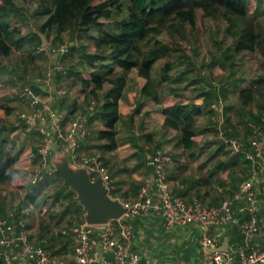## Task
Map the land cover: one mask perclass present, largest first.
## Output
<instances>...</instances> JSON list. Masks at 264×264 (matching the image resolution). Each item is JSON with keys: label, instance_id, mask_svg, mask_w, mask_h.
<instances>
[{"label": "trees", "instance_id": "trees-1", "mask_svg": "<svg viewBox=\"0 0 264 264\" xmlns=\"http://www.w3.org/2000/svg\"><path fill=\"white\" fill-rule=\"evenodd\" d=\"M259 1L38 0V5L31 15L34 18L45 17V19L38 26L37 31L22 35L11 24L13 18H17L19 15L21 7L15 0H0V57H8L12 50H22L25 45L31 46L32 50L41 48L40 34L45 37L47 42H49L48 37L51 33H54L56 38H59L62 33H66L71 41L83 40L86 37L92 42L93 52H87L84 44L77 45L73 42L70 47H66L63 54L79 52L92 69L87 77L81 78V84L86 90V100L96 103V108L93 109L92 115L90 114L88 119L89 123L95 120L99 124V128L91 137L93 142L91 148L100 154L111 153L117 148V124L121 119L118 101L126 75L129 70L134 69L139 76L145 78V83L140 90L141 95L160 104L162 128L175 131L174 145L193 152L199 141V131L195 129L196 118L202 111L199 107L190 108L189 104L183 102L173 90H167L162 94L157 91L150 76L152 67L161 58L177 54L180 49L178 50L177 45L163 43L156 37L164 31L174 32L178 35L185 24L195 29V12L196 9H199L202 12L201 16L219 18L226 22L223 33L232 38V53H252L257 44L264 45V32L256 26L251 17ZM152 18H154L153 23H151ZM93 31H96V35H91ZM147 42H150V45L146 50L142 49ZM45 48L50 49V43ZM33 58L35 55L31 54L30 59ZM23 61H25L24 58ZM215 66L211 63V71ZM171 67L169 61L163 64L160 75L163 80L169 77L164 75V71L167 73ZM115 68H118L119 71H116ZM4 71L5 67L0 59V75ZM64 73L71 76L74 71L70 67ZM55 74L61 75V71L53 69L52 76ZM29 84L32 90L38 94L39 85L34 81ZM236 98L240 106L256 104L258 108L256 115H260L264 111V75L253 79L248 87L240 89ZM140 108L141 103H136L126 117L129 123H132L134 116L139 114ZM9 112V108L4 107V114L9 115ZM70 112L73 114L74 108ZM67 120L68 117H64L61 121L63 129L67 127ZM253 122L257 121L253 120ZM23 126L24 123L21 119H18L16 125H0V186L11 183L15 179L16 167H19L21 157L25 155L24 158L28 159L32 152H36L33 147L23 152V145L9 137L14 130ZM152 137V134H147L144 138L151 141ZM86 138L88 137L86 136L84 139ZM130 139L132 140V138ZM137 146L139 149L136 155V166H146L148 171L150 166L145 160L144 147ZM139 154H143V156ZM58 175L62 181L61 175ZM208 178L210 181L212 175H209ZM132 185L139 188L141 184ZM60 190L63 189L60 187ZM71 193L73 194V192ZM71 193L69 192V195ZM34 196L33 193L27 195L29 200ZM74 202L77 204V208L70 209L75 215L80 209V205L75 201V198ZM0 210L3 214L2 207ZM8 213L11 214V219L18 226L19 212H6L0 217H4ZM38 229L39 236L36 244L54 255L61 254L70 242L64 240L61 242V246L55 249L56 241L63 238L62 231L49 233L50 231L45 230L42 223L38 224Z\"/></svg>", "mask_w": 264, "mask_h": 264}, {"label": "rangeland", "instance_id": "rangeland-1", "mask_svg": "<svg viewBox=\"0 0 264 264\" xmlns=\"http://www.w3.org/2000/svg\"><path fill=\"white\" fill-rule=\"evenodd\" d=\"M15 2L19 4L21 8H19L20 13L17 18H13V20L11 21L12 26L16 27L22 35H25L32 31H37L38 26L45 19L44 17L36 19L31 15L32 11L38 5V0H15ZM201 13L202 12L199 9H196L195 29L191 28L188 24H185L184 27L181 28V31L178 32V35L174 32L169 33L167 31H164L156 37L161 42L173 46L177 45L176 47L178 48V50L180 49L177 54H174L170 57L161 58L154 64L151 69L150 76L157 91L160 94L167 92V90H173L175 94L185 98L194 95V93L197 92V88H195L196 90H194L191 88V85H196V83H200L201 81L207 83V85L210 87L211 85L224 83V80L227 79L226 77L231 73H233V75L236 73H240V75L242 76L248 73L252 74L256 71L258 72V70L262 74L264 73V58L261 56V58L256 59L254 56L256 55L255 53H246L241 58L235 59L237 61L236 64H222L220 67L214 68L215 72L211 71V68L210 66L208 67L207 62L211 57H214L213 54L221 56L219 54H221L226 46L229 45L230 40L228 38L230 36L228 37V35L223 34L221 31L222 27L225 26V22L223 21V19L204 17L201 16ZM251 17L253 18L256 26L260 30L264 31V0L259 1L256 10L251 15ZM153 19L154 18L151 19V23L154 22ZM91 35H96V31L91 32ZM48 40L49 42L46 41V44L44 46H41V48H38L37 50H32L31 46L25 45L22 50H12L11 54L8 57H0L2 64L5 67V71L0 75V125L17 124L18 115L20 113H26L30 110L28 103L19 98V93L24 87V84L27 82L25 86H30L29 83L34 81L37 77H43L44 73L47 70H52L53 67L57 65L59 67L58 70L61 71L60 77H58V80H56L52 76L48 84H42L41 86H39L38 94L42 97H48L49 95H45L43 92H41V90L44 91L43 87H47V85L52 86L53 89H55V92L56 90H63L64 92L62 94H58L56 92L57 94L55 95H58L57 98H55L54 96H50L52 97V107L53 102L56 101L55 104L57 111L62 113L64 117H68L69 120V118L74 117L72 116L73 114L70 111L72 102L75 101V109L77 110L75 116L80 113L87 117V121L86 123H84V126L86 131L89 132H86L87 137H90L91 139L92 135L99 128V124L94 120L90 123L91 125H89V113H86L84 108L92 105L95 109L96 103L92 100H86V90L81 84V78L87 77L88 73L91 72L92 69H90L89 65H87L84 58L79 52L75 51L71 54L66 52L65 54H63L58 53L57 49L62 46L70 47L74 42L77 45L81 43L84 44L87 52L91 53L94 50L92 42L86 37H84L83 40L76 39L74 41H71L66 33H62L59 38H56L55 34L51 33L48 37ZM48 43H50V49L45 48ZM149 45L150 42H147L142 49L146 50ZM217 45L218 50L216 48ZM194 50L195 54L193 55L192 59L196 63L197 67L190 69L188 64V57H191V52ZM31 54H34L35 58L30 59ZM23 58L25 59V61H23ZM260 59H262V62H258V60ZM166 61H169L172 67L167 70V73H165L164 71V75H168L169 77L163 80L160 75L162 73L163 64ZM221 61L222 60L220 59V62ZM238 62H240V65ZM70 67L73 69L74 74H72L71 76H67L64 71ZM238 68H240V70ZM115 70L119 71L118 68H115ZM135 74L136 72L134 69L129 70L127 73V75L131 76H135ZM56 83L59 84V87L55 86ZM125 85L130 86L127 90L130 93L133 91V88H135L134 80H128L126 84H124V86ZM105 88H107V86H105ZM126 88L127 87L125 86L122 98L123 100L128 101L130 99L127 96V92H125ZM141 98L143 100L144 98H146V96H142ZM148 99L149 98H147L146 100L149 101ZM215 101L217 100L215 99ZM4 107L9 108V115L4 114ZM150 107L158 108L159 106L156 104H151ZM210 109L215 110L216 108L210 107ZM244 116L245 115H242V113L240 115L235 114V117H238V121L236 122L235 126L240 125L242 129V124L245 118L247 120V123H252L253 120H249ZM139 117L143 122H141V120L137 124H135V121H133L132 123L118 122V141L120 142L121 140H124L125 130L127 129V127L133 126V135L130 138H132V141L136 142L134 143L136 145H140L142 147L143 145H148V149L146 151L147 159H149L148 156L150 157L153 152L155 153V151H158L164 157V162H169V155L173 153V145L169 142L172 138L174 139L175 131L169 129L165 130L164 128H162V126L159 124V120H156V115L153 118L148 116L147 119L145 118V120L142 116ZM212 119L213 122L205 126H203V122H199L201 128L198 133L200 135L202 134L206 136V141L209 145L217 142L216 138L218 135L217 132H219V130L224 131L222 127L223 124L221 123V115H219L218 113H214ZM223 122L225 123V121ZM147 134H152V139L154 140H145L144 137ZM9 137L23 145V152L30 150L31 147H33V149H36L40 142L39 133L35 129L22 134L21 131L17 128V130H14L9 135ZM241 139L243 141V138ZM81 142L82 140L79 141V146L77 149L79 154H97V152L93 148H90L87 145L83 146L84 144L83 142ZM56 145L57 144H55V147ZM222 147L223 150H220L219 148ZM214 149L215 151H217L216 154L219 156H224V154H226L227 152L229 153V150L222 143H220V145L217 144ZM219 150L221 151V153ZM201 152L203 151L201 150ZM135 154L137 155V153ZM24 156L21 157L22 159L19 162V167L15 166L17 169L15 171V179L12 180L11 183L0 186V203H2L0 204V207H2V209L4 210L3 214L10 211L13 213L19 212V225L17 227L18 229L23 230V232H25L34 243L37 241L39 236V223H42L43 227H45V230L50 231L49 233H54L55 231L61 230L63 237L70 236L73 224L80 223L78 213L74 215V213L71 211V209L77 208V204L74 202L75 194H72V191L69 188L67 189L66 186L62 185L61 178L58 175L59 173L55 172L54 170L49 171V173L45 171L42 174V177L37 182L31 183L30 176L35 172V168L39 166V156L37 152H32L28 159L27 157L24 158ZM234 156L235 158H238L239 156V158L242 157L241 155H237L238 157L236 155ZM67 158L69 161H77L72 159L70 156H68ZM101 158L102 157H100V159ZM135 158L136 157H134V159ZM101 161L102 165L106 168V165L103 163L102 159ZM244 166L245 165L242 164V167ZM131 169H133L132 166H127L126 168L127 171ZM167 169L168 168H165L163 164V171L168 181ZM117 170L115 169V171ZM241 175V170L236 172L233 177V182L237 183L239 181V178H241ZM107 177H109V174ZM112 177L113 180L108 183V194L111 190V187H115V184H117L115 183L114 176ZM130 178V183L135 184L134 177ZM124 181L125 180H123L122 182ZM60 187L63 190H60ZM120 187L126 186L124 185ZM68 191L71 193L70 195ZM28 193L35 194L34 198L29 200L27 197ZM80 209L82 210L81 206ZM3 214H1L0 210V216H2ZM241 218L243 219L245 218V216H242ZM130 219H132V217L130 216L122 217V220L128 221ZM97 226L98 225H95V227ZM228 226H233L232 228L237 227L239 228V230H241L240 226L237 225H225L222 228H229Z\"/></svg>", "mask_w": 264, "mask_h": 264}, {"label": "built area", "instance_id": "built-area-1", "mask_svg": "<svg viewBox=\"0 0 264 264\" xmlns=\"http://www.w3.org/2000/svg\"><path fill=\"white\" fill-rule=\"evenodd\" d=\"M53 50V49H52ZM66 47L57 49L64 53ZM53 69H59L56 65ZM52 69V70H53ZM52 70H47L43 77H37L34 82L41 86L48 84L52 77ZM64 91H57L62 94ZM19 98L28 103L30 110L20 113L18 119L24 123L18 129L22 134L32 129L38 131L40 142L36 148L39 156V166L30 176V182L35 183L46 171H52L50 157L55 150L65 147L67 157L77 160L76 165L88 169L91 179L101 175L109 187L111 179L106 168L102 165L99 155L79 154V141L86 135L84 123L87 117L73 113L69 118L66 128H62L61 121L64 115L52 107V97H42L35 93L29 86H24ZM223 102L220 98L210 105L222 112ZM89 115L94 107L89 105L84 108ZM251 130L250 147L245 149L242 140L228 137L219 130V140L229 150L231 155H241L247 162L250 172L247 178L241 180L233 193L220 200L216 205H208L198 198L186 200L172 194L168 181L163 171L164 157L158 151L153 152L147 159V165L152 169V181L148 178L140 185L138 193L133 200L121 201L125 213L117 219L109 220L106 224L89 225L84 222L73 224L71 230V244L73 247L72 261L68 262L50 251L34 245L23 230L8 213L0 217V264H91L99 260L97 251L94 250L92 236L96 233L98 246L108 249L112 259L100 258L99 264H140L138 254L132 250V225L123 216L144 217L157 213L162 218L165 230H172L188 224L197 225L200 229V243L203 248H216L218 234L209 232L212 226L237 225L243 234L242 243L236 254L229 251L210 252L203 264H264V248L258 249L253 238L261 231L259 217L256 210V198L252 182L259 176H264V111L259 115L257 122L249 123ZM89 133V132H87ZM55 144L56 147H55ZM154 187L150 192L149 187ZM245 216V218H241ZM237 257V260H236Z\"/></svg>", "mask_w": 264, "mask_h": 264}, {"label": "crops", "instance_id": "crops-1", "mask_svg": "<svg viewBox=\"0 0 264 264\" xmlns=\"http://www.w3.org/2000/svg\"><path fill=\"white\" fill-rule=\"evenodd\" d=\"M225 26L222 27V33ZM228 39L230 40L229 45L226 46L221 54H219L221 56L213 54L214 57H211L207 62L208 67L211 65V63L216 65L215 68L220 67L222 64H236L237 61L235 59L241 58L245 55L244 53H232V38L229 37ZM216 48L218 50V45L216 46ZM252 53L256 54L254 55L256 59L261 58V56L264 58V45L257 44ZM194 54L195 50L191 52V57H188V64L190 69L197 67L196 63L192 59ZM220 59L222 60L221 62ZM260 61L262 62V59L258 60V62ZM238 63L240 65V62ZM238 69L240 70V68ZM212 71L215 72L214 69ZM136 74L135 76L126 75L125 84L128 80H134L135 88H133L134 92L132 91L130 93L127 91L130 86L125 85L127 87L125 92H127V96L130 99L128 101H125L122 98L125 86L123 88V92L121 94L122 96L118 101L120 105L121 115V119L119 122H128L126 119L127 115L133 109L135 104L140 102V112L139 114L135 115L133 119V121H135V124L140 122V120L141 122H143L139 116H142L145 120V118L147 119L148 116L153 118L156 115V120H159V124L161 125L162 116L160 113V104L155 103L150 99H148L149 101H147V98H144L142 100L140 90L145 83V78ZM261 75H264V73L262 74L259 70L258 72L256 71L252 74L248 73L243 76L240 75V73H236L234 75L233 73H231L226 77L227 79L224 80V83L211 85L209 87L207 83L201 81L200 83H196V85H191L192 89L196 90L195 88H197V92H195L194 95L185 98L178 95L183 102L189 104L190 108L199 107V109L202 111V113L197 115L196 118V131H200V121L203 122V126L208 125L213 122L212 117L214 116V113H218L219 115H221V123L223 124L222 127L224 129V131L222 132L224 133V135L228 137H236L240 140H242L241 138H243L242 142L244 148L249 149V139L251 135L249 123L246 122L247 120L245 118L242 124V129L240 125L235 126L236 122L238 121V117L236 118L235 114L240 115L242 113V115H245L244 117H247V119L258 121L259 115H256L258 108L256 104L252 106H240L237 103L236 97L237 92L240 89L248 87L253 79H256ZM58 77H60V74H55L53 76V78L56 80H58ZM55 86L59 87V84L56 83ZM43 88L44 91L41 90V92H43L45 95L54 96L55 98L58 97V95H55L57 94V90L55 92V89H53L52 86L47 85V87ZM217 98H220L223 102L221 113L217 109H212L213 111L210 109V105L213 104V102L215 101V99L217 100ZM55 102L56 101L53 102V108L57 111ZM151 104H156L159 107H150ZM75 107L76 103L75 101H73L71 110L74 108V111L77 112ZM223 121H225L226 124ZM89 125L91 124L89 123ZM132 132L133 126L127 127L124 135L125 139L121 140L120 142L118 141L117 133L118 146L113 152L106 154H100L97 152V154L102 157L101 159L103 160V163L106 165L109 178H112V181V176H114L115 183H117L115 184V187L110 186L111 190L109 192V195L112 198H118L120 202L130 201L138 193L139 188L134 187L132 185L133 183H130V177H134V183L142 184L146 178L152 181L151 168H149L147 171L146 166H136L137 156H135V153H138L139 148L136 144H134L136 142L130 139V137L133 135ZM83 140V146L87 145L91 148L93 142L90 137ZM216 140V143L209 145L206 141V136L199 134V141L197 143V146L195 147V150L191 152L184 150L182 147L174 145L175 137L174 139H171L169 143L173 145V153L169 155L170 161L164 162L163 164L165 168H168V184L172 194L180 196L186 200H190L194 197L198 199L201 198L202 201L208 205H216L223 198L230 196L236 189L237 184L241 180L248 177L250 168L243 158H235L234 155H231L228 152L224 154V156H219L216 154L217 151H215L214 147L217 146V144L220 145L221 143V141L219 140V135H217ZM143 147L145 150V160H147L146 151L148 149V145H143ZM219 149L223 150V147ZM201 150L203 152H201ZM141 155L143 156V154ZM134 157L136 158L134 159ZM208 158L210 161H214L210 162ZM242 164H244L245 166L242 167ZM127 166H132L133 170L127 171ZM115 169L120 170L115 171ZM240 170L242 173L241 178H239V181L237 183H234V174ZM209 175H212V179L210 181L208 178ZM123 180L125 181L122 182ZM124 185L126 187H120ZM252 185L256 198V210L261 227V231L253 238L252 242L258 249H262L264 248V176L261 175L253 180ZM153 188L154 187L151 185V187H149V191L151 192ZM77 213L79 215L80 222H82L84 220V211L78 209ZM128 221L132 225V250H134L138 254L140 258V264H203L209 256V248H203L201 246V234L200 229L197 225L188 224V226L185 225L182 227L174 228L172 230H165L163 227L162 218L157 213H152L144 217H135ZM222 227L223 226H212L210 227L209 232L211 234H218L219 240L217 247L222 244L223 240H226L227 251L231 252L232 250L231 253L236 254V251L239 245L242 243L243 239L241 230H239V228L237 227V229L232 228L233 226H228L229 228L226 229ZM96 228L97 227H94L95 230ZM29 240L31 239L29 238ZM64 240H69L70 242L68 243V246L64 248L65 250H63L58 256L68 262H71L73 256L71 235L57 240L54 244V247L55 249H58L61 246V242ZM32 243L34 245H37L36 242ZM92 243L94 244V250L96 251V247L98 246V237L96 233L92 236ZM98 249L100 251L101 258L112 259V253L110 250L105 249L102 246H98ZM98 261L92 262L91 264H99Z\"/></svg>", "mask_w": 264, "mask_h": 264}, {"label": "water", "instance_id": "water-1", "mask_svg": "<svg viewBox=\"0 0 264 264\" xmlns=\"http://www.w3.org/2000/svg\"><path fill=\"white\" fill-rule=\"evenodd\" d=\"M41 46L46 44L45 37L40 34ZM51 168L62 177V185L68 187L75 194V201L84 211V222L89 225H103L109 220L120 218L125 213V207L118 198L108 194V187L101 175L93 179L88 169L76 165L67 158L65 147L55 150L50 157ZM100 260V251L96 247ZM210 252L227 251L226 240L216 248H209Z\"/></svg>", "mask_w": 264, "mask_h": 264}]
</instances>
